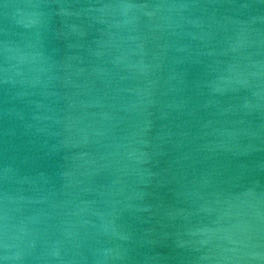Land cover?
Here are the masks:
<instances>
[{
  "label": "water",
  "instance_id": "obj_1",
  "mask_svg": "<svg viewBox=\"0 0 264 264\" xmlns=\"http://www.w3.org/2000/svg\"><path fill=\"white\" fill-rule=\"evenodd\" d=\"M0 264H264V0H0Z\"/></svg>",
  "mask_w": 264,
  "mask_h": 264
}]
</instances>
